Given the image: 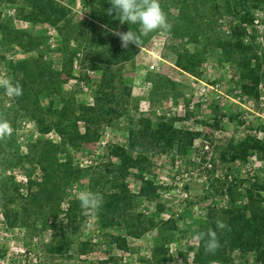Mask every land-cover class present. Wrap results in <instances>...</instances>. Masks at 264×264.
<instances>
[{
  "label": "rangeland",
  "instance_id": "374dc122",
  "mask_svg": "<svg viewBox=\"0 0 264 264\" xmlns=\"http://www.w3.org/2000/svg\"><path fill=\"white\" fill-rule=\"evenodd\" d=\"M69 11V18L75 22H91L88 0H55ZM251 5V4H249ZM251 10V23L241 22L239 16L225 13L218 21V30L207 34L202 44L206 45L204 60L189 73L175 68L163 58V45L167 32L158 31L147 45L139 50L131 63L123 64L122 76L131 88V100L127 115L131 118H144L155 125L162 120H173L176 129L198 134L190 149L173 146L162 149L151 146L147 152L148 163L142 173L157 187L156 197L152 201L136 197L139 183L134 176L126 178L125 184L130 195L134 196L131 212L153 217L158 222L173 220L176 224L173 240L167 245V260L161 264H196L194 255L199 242L193 239L199 228L207 221L209 210L228 207L230 202L226 187L237 186L238 205L247 202L246 192L252 185L263 187L260 191L264 206V163L255 151L248 153L245 161H222L220 155L230 143H239L245 138L264 143V81L259 82L256 94L244 93L245 80L237 73V65L228 60L219 48L220 41L232 35V29L242 26L246 30L244 42L253 41L255 53L264 64V1ZM247 7V6H246ZM251 7V8H250ZM85 8V9H84ZM26 9L22 0H0V19L8 22L15 30L26 31L35 38H41L43 45L40 53L25 51L17 45H7L1 41L0 33V75L10 77L9 63L15 64L26 59L42 56V61L50 63L55 70H61L66 55L62 51V41L58 30L48 23L32 25L25 19ZM256 12L262 13L258 29L253 20ZM172 15L175 11L171 10ZM243 12H240V15ZM118 32H123L119 28ZM81 47L79 41L72 40L70 51L74 53L68 78L62 87L63 102L76 108L79 104L93 105L96 84L101 77V57L89 53ZM193 51V45H185ZM170 55V54H169ZM256 61L252 67H256ZM158 73L176 83V89L166 99L151 97V85L147 82V73ZM1 89V88H0ZM204 89V90H203ZM4 109L9 110L6 118L0 110V116L7 119L13 129L10 137L0 140V185L10 181L16 189V199L11 207L19 209L37 190L43 180V173L36 162L14 163L12 146L19 155L28 153L36 140L60 143V137L54 129L41 133L35 121L26 117L20 108L19 113L11 112L14 106L12 97L0 93ZM58 99L56 98V105ZM47 106V101H42ZM110 125L103 124L97 143H90L69 151L72 165L84 173L62 190L56 216L38 218L34 224L10 227L4 215L3 205L6 198L0 188V246L5 248V258L0 264H148L154 246L155 231H149L140 238L125 237L117 226L106 228L99 219L98 209L84 214L77 231L69 226L68 207L71 201L78 200L81 191H91L94 180L100 185L95 193L111 192L116 189L113 167L118 160L109 152L113 145L122 147L132 158L136 153L128 148V129L130 124L126 116L112 117ZM83 131L84 123L77 122ZM12 141H11V140ZM209 150L204 149V143ZM62 161V160H61ZM133 173H138L133 170ZM94 179V180H93ZM156 204L163 206L157 215ZM62 232L71 239L72 247L66 256L52 255L49 247L62 237ZM124 236L128 249H120L112 242V237ZM88 242L90 247L80 252V243ZM211 264H223L213 261ZM229 264H262L253 252L242 253L234 250L230 254Z\"/></svg>",
  "mask_w": 264,
  "mask_h": 264
},
{
  "label": "trees",
  "instance_id": "16d2710c",
  "mask_svg": "<svg viewBox=\"0 0 264 264\" xmlns=\"http://www.w3.org/2000/svg\"><path fill=\"white\" fill-rule=\"evenodd\" d=\"M92 21L75 22L69 18V11L55 0H22L25 19L32 25L48 23L54 26L62 41V51L66 59L61 70H55L50 63L42 61L39 55L36 59H26L15 64L9 63L13 83L19 82L23 88V94L12 97L14 106L11 112L19 113L35 121L39 131L46 133L54 129L60 137V143L52 144L41 139L36 140L25 155H19L16 148L12 147V156L15 162H7V166L21 164L23 161L36 162L42 170L43 180L37 185V190L30 193L24 204L11 207L14 204L16 189L12 182L5 180L1 185L2 195L6 202L3 205L4 215L10 227L17 224L25 226L40 217L56 216L58 203L63 189L68 184L81 177L84 173L72 165L69 151L90 143H97L103 124L110 125L112 117L126 116L130 127L128 129V148L136 153L132 158L127 150L119 146H111L109 152L118 160L117 165H110L114 170L116 180L115 191H105L99 194L102 204L98 209L99 219L106 228L117 226L124 232L125 237L140 238L149 231H155L154 246L151 250V259L148 264H161L167 260V245L173 240L177 229L173 220L163 222L156 221L153 217L142 214H134L131 208L134 204V196L130 195L125 180L132 175L139 183L136 197L152 201L156 197L157 187L149 178H144L142 173L148 163L147 152L151 146L162 149H170L177 145L183 149L193 146L194 138L198 135L176 129L173 120H162L152 125L144 118H131L127 115V108L131 100V88L122 76V67L125 63H131L139 50L147 45L152 36L160 30L143 37L140 48L130 44L128 48L121 47L116 32L119 28L123 32L131 30L139 31L138 24L121 23L116 13L108 14L112 7L109 0H88ZM264 0H159L162 10L172 24V29L167 32L163 45V58L168 60L175 68L189 73L195 66L204 60L206 45L202 44L210 32L218 30V21L225 13H233L239 16L242 24L251 23V10L248 8L261 4ZM247 6V7H246ZM251 8V7H250ZM171 10L176 13L172 15ZM243 12L240 15V12ZM1 41L7 45H17L25 51H37L43 40L35 38L26 31L11 28L7 21L0 19ZM246 30L242 26L232 29L231 37L220 41L219 48L228 60L237 65V73L246 83L242 85L244 93L255 95L259 82L264 81V64L256 56L255 44L244 42ZM72 40L79 41L80 46L86 48L89 53L101 57V77L96 84L93 95V105H73L63 102L62 87L68 78L72 66L74 53L70 51ZM193 45V51L185 49V45ZM170 54V55H169ZM264 56V55H263ZM256 67H252L253 61ZM147 82L151 85V97L166 99L176 89V83L158 73H147ZM0 93L4 95L1 88ZM56 98L58 99L56 105ZM47 101V106H42V101ZM0 110L7 118L9 110L4 109L0 100ZM20 114V113H19ZM84 123L83 131L79 130L77 122ZM11 140V139H10ZM12 141V140H11ZM255 151L264 163V143L245 138L239 143H230L221 153L222 161H245L248 153ZM62 160V161H61ZM137 170L138 173H133ZM94 180V179H93ZM98 180L91 185L92 193L99 186ZM263 187L252 185L246 192L247 202L238 205L237 186L226 187L229 196V204L225 209L209 210L207 221L197 233L207 232L208 229L216 231L220 247L215 254L206 253L204 244L207 240L198 241L197 251L194 255L196 264H211L217 261L223 264L230 263V254L234 250L242 253L253 252L258 261L264 264V206L260 191ZM156 213L163 211V206L156 204ZM84 210L78 200L70 202L68 207L69 226L78 230L82 221ZM221 220L229 227L224 230L217 229L216 221ZM124 236L112 237L120 249L127 250ZM72 241L62 232V237L57 239L48 249L52 255L66 256L71 250ZM88 242L80 243V252L88 250ZM5 248L0 246V259L5 258Z\"/></svg>",
  "mask_w": 264,
  "mask_h": 264
},
{
  "label": "clouds",
  "instance_id": "9594fccd",
  "mask_svg": "<svg viewBox=\"0 0 264 264\" xmlns=\"http://www.w3.org/2000/svg\"><path fill=\"white\" fill-rule=\"evenodd\" d=\"M109 2L112 5V7L108 9L109 15L115 12L122 24L139 25L138 33L131 30L115 33L123 48H128L130 44L140 48L143 43V37H147L150 33L157 30L170 32L172 29V24L168 21L166 14L162 10L159 0H109ZM0 88H2L4 94L10 98L19 97L23 94V88L19 82L13 83L12 79L7 76L0 75ZM12 131L13 129L10 122L0 116V140L10 137ZM77 199L80 203V207L84 210V214L99 209L102 204V197L90 191L79 192ZM216 226L217 229L220 230L229 227L221 220L216 221ZM205 237H207L204 244L205 252L215 254L220 247L216 231L208 229L207 232L195 234L193 239L201 241L205 240Z\"/></svg>",
  "mask_w": 264,
  "mask_h": 264
},
{
  "label": "built area",
  "instance_id": "2783aa9c",
  "mask_svg": "<svg viewBox=\"0 0 264 264\" xmlns=\"http://www.w3.org/2000/svg\"><path fill=\"white\" fill-rule=\"evenodd\" d=\"M84 9H85V8H84ZM261 16H262V13H260V12H256L255 15H254V20H253V22H254L255 26H256L258 29H261V28H262L261 24H259V23H260ZM203 90H204V89H203ZM203 147H204V149H205L206 151L209 150V144H208V143L205 142ZM1 264H3V263H1Z\"/></svg>",
  "mask_w": 264,
  "mask_h": 264
}]
</instances>
